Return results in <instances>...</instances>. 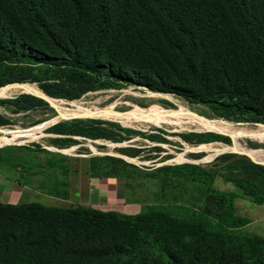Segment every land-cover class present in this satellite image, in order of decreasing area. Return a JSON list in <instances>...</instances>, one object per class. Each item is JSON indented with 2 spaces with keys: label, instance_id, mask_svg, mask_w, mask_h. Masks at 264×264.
Wrapping results in <instances>:
<instances>
[{
  "label": "trees",
  "instance_id": "obj_1",
  "mask_svg": "<svg viewBox=\"0 0 264 264\" xmlns=\"http://www.w3.org/2000/svg\"><path fill=\"white\" fill-rule=\"evenodd\" d=\"M118 80L178 94L235 124L264 125V0H0V86L38 82L73 100ZM12 103L15 111L47 104L28 93ZM77 122L50 131L104 137ZM193 136L231 142L217 132ZM169 169L205 185L199 207L127 214L0 202V264H264V235L245 230L251 220L236 205L239 197L264 205V164L227 152L212 167ZM217 178L237 191L215 187Z\"/></svg>",
  "mask_w": 264,
  "mask_h": 264
},
{
  "label": "rangeland",
  "instance_id": "obj_2",
  "mask_svg": "<svg viewBox=\"0 0 264 264\" xmlns=\"http://www.w3.org/2000/svg\"><path fill=\"white\" fill-rule=\"evenodd\" d=\"M16 83H8L0 88ZM26 83L42 91L41 94L47 95L38 82L23 84ZM24 93L28 92L15 90L7 96L0 97V115L8 120L7 124L0 126V181L12 180L16 183L17 189H22L20 195H14L13 203L38 201L47 197L46 195H51L55 199L50 202L42 201L59 206L76 205L69 202L68 198L77 195L78 183L74 182L73 186L57 183L56 173H63V167L69 170L78 168L83 172L88 165L87 173L81 175L83 180L81 181L84 182V184L81 183L83 185L81 195L83 194L84 199L88 191V179L109 173L112 167H117L120 172L118 176L123 177L127 183L126 199L133 206L136 204L134 207L137 210L136 213L144 211L147 206L156 204L170 206L177 212L183 207H199L204 200L206 187L204 184L180 178L177 172L169 169V166L192 163L212 167L218 156L233 152V149L246 152L255 160L264 162V140L248 133H241L239 138L235 139L223 131L205 129L192 123L177 125L160 122L155 124L143 120L138 123L137 121L123 123L115 118L93 116L56 118L55 115H58L56 108L42 97L32 93L28 94L43 99L47 104L31 107L25 111H15L16 105L12 102ZM36 93L39 92L36 91ZM52 98L75 102L90 109H105L113 106V110L118 113H131L134 108L184 109L186 107L184 110L200 119L222 120L241 129L256 130L264 126L235 124L215 117L207 106L193 103L178 94L153 91L136 83L119 80L103 88L88 91L73 100ZM75 119L81 120L75 123L79 128L96 127L98 130L95 133H101V129L106 130L104 137L89 138L80 135H62L50 131V127L55 124ZM40 124L43 126L36 127ZM202 132H223L224 135L230 137L231 142L196 143L193 134ZM67 137L74 138L78 142L79 147L73 152L88 155L92 160L63 156L42 149L67 150L70 147L68 139H64ZM6 144L12 145L7 146ZM201 144L213 145L209 151L187 150ZM21 146L33 147L31 149ZM258 152L261 154L256 156L255 153ZM122 161L127 162L128 165L123 166ZM75 179L77 175L74 176ZM214 185L217 188L237 191L233 184L224 182L221 178H217ZM236 205L239 208V214L251 220L245 226V230L264 235V205L255 204L243 197L236 199Z\"/></svg>",
  "mask_w": 264,
  "mask_h": 264
},
{
  "label": "crops",
  "instance_id": "obj_3",
  "mask_svg": "<svg viewBox=\"0 0 264 264\" xmlns=\"http://www.w3.org/2000/svg\"><path fill=\"white\" fill-rule=\"evenodd\" d=\"M20 145L21 143H16ZM7 145V144H6ZM12 145L8 144L7 146ZM70 147L67 150H56V149H45L43 150L50 151L52 153H58L62 154L63 156H71L78 159L83 160H92L90 156L84 155L78 152H73L78 149L79 145L71 144ZM6 147V146H4ZM22 147V146H21ZM33 147V146H30ZM3 148V147H2ZM90 166V165H89ZM89 170V167L87 165V169L85 171H81L78 168L69 170L67 168L62 169L63 173H56V182L57 183H64L66 185L73 186L74 182L78 183L79 190L77 195H74L73 197H69L68 201L72 204H81L86 206H91L103 210H115L121 213H127V214H135L137 211L136 204L133 206L132 203H130L126 199V189H127V183L125 179L118 175H112V174H100L97 175V177H93L92 179L87 180L88 184V191H86V197L83 198V194L81 195V183L83 180L81 179V175H84V173H87ZM82 172V174H81ZM77 175V179L74 180V176ZM82 180V181H81ZM90 180V181H89ZM14 184V185H13ZM16 183L12 180H2L0 181V202L3 203H13L12 200L15 197L14 195H20L22 193V189H17ZM73 190V189H72ZM47 197L43 198V201L50 202L55 197L51 195H46ZM41 199L38 201H27L22 203H29V202H37L45 206L50 207H69V206H59L51 203L43 202ZM22 203H15V204H22ZM134 211V212H133Z\"/></svg>",
  "mask_w": 264,
  "mask_h": 264
},
{
  "label": "bare ground",
  "instance_id": "obj_4",
  "mask_svg": "<svg viewBox=\"0 0 264 264\" xmlns=\"http://www.w3.org/2000/svg\"><path fill=\"white\" fill-rule=\"evenodd\" d=\"M15 90H24V91L31 90V91H35V92L37 91L39 93L40 92L42 93V91L37 89L35 86L26 83L21 86L12 85L4 89H0V97L7 96ZM50 100L54 104V107L56 108V110L58 111V115H55L57 116L56 118L66 119V118H72V117L93 116V117H101V118H115L117 120H120L123 123H127L130 121H137L138 123V121L140 122L142 120L150 121L151 123H155V124H158L160 122H165L168 124L169 123L177 124V125L178 124L181 125V123L183 124L192 123V124H196L198 127H202L205 129L223 131L225 133H228L235 139H238L241 133H248L251 136L259 137L264 140V126L262 125H261L262 128L260 127L259 129H256V130L241 129V128L233 126V124L231 123L223 122L222 120L219 121V120L200 119L199 117L195 116L191 112L184 110L186 107L184 109L182 108H178V109H174V108L163 109L162 108L160 109L156 107H152V108L147 107L148 109L134 108V111L131 113H118L113 110L112 108L113 106L105 108V109H100V108L90 109L87 107H83L82 105H79L75 102H66L61 99L58 100V99H53V98H50ZM40 126H43V124L42 125L40 124L39 126H36V127H40ZM32 129L33 128H31V130ZM212 145L213 144H201L198 147H190L187 150L198 151V150L204 149L206 151H209L211 150L210 148L212 147ZM259 154L261 153L260 152L255 153L256 156H258Z\"/></svg>",
  "mask_w": 264,
  "mask_h": 264
},
{
  "label": "water",
  "instance_id": "obj_5",
  "mask_svg": "<svg viewBox=\"0 0 264 264\" xmlns=\"http://www.w3.org/2000/svg\"><path fill=\"white\" fill-rule=\"evenodd\" d=\"M15 85L21 86V85H23V83H16ZM4 88H6V87L4 86V87H1L0 89H4ZM25 92L32 93V94H35V95H37L39 97H42L43 99H45L46 101H48L52 106H54V104L50 100V98H52V97H50L48 95H44V94H41V93H36L35 91H31V90H25ZM72 118H74V117H72ZM66 119H69V118H66ZM218 133H223V132H218ZM223 134H225V133H223ZM232 151L233 152H236V153H240V154L246 155V156L250 157L253 161H256V162H259L261 164H264V162L255 160L254 158H252L250 156V154H248L246 152H243V151H240L239 152L238 150H235V149H233Z\"/></svg>",
  "mask_w": 264,
  "mask_h": 264
}]
</instances>
